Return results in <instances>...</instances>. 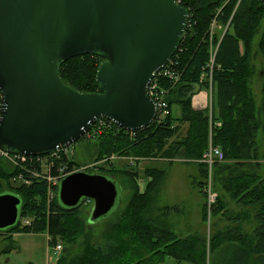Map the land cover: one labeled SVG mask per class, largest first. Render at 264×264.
<instances>
[{"label":"trees","instance_id":"trees-1","mask_svg":"<svg viewBox=\"0 0 264 264\" xmlns=\"http://www.w3.org/2000/svg\"><path fill=\"white\" fill-rule=\"evenodd\" d=\"M179 5L189 12L183 40L170 59L179 78L176 82L167 78L160 80V86L167 92L165 100L170 115L162 123L152 122L149 127L134 131L132 137L131 133L103 119L110 127L88 140L97 142L93 161L105 160L95 167L100 170L97 174L109 177L108 172L116 171L112 168L116 160H110L111 156L118 161L132 159L135 163L138 158H156V161L169 164L181 157L193 160L201 178L194 184L201 193L207 185L208 173L213 181L218 178L222 181L210 209L211 217L220 216L236 225L213 233L208 241L198 234L178 239L169 229H158L146 215L164 171L145 168L146 186L139 193L135 183L138 171L135 166L124 164L122 173L132 182L128 187L132 193L117 223L107 236L105 234L101 244L86 239L78 252L61 250L54 264H161L165 258L175 264H264V155H259L257 142L258 132L264 131V84L259 108L248 86L253 74L250 57L258 52L264 54V29L255 52L251 51L264 11V0H180ZM213 46L217 49L212 68L213 103L209 117L207 107L193 108L192 98L202 89L208 90L207 82L201 83L199 78L207 71ZM101 61L102 58L91 55L69 59L60 68V77L78 92H95V74ZM174 106L179 108L178 117L172 115ZM95 125L88 133L93 132ZM210 145L219 148L223 159L213 161L209 171L203 156ZM7 164L0 166V194L10 192L21 199L18 223L4 230L8 236L14 232L44 233L50 249L64 242L67 236L72 240L77 232L73 223L77 226L82 223L75 216L82 204L75 209L63 208L56 190L48 201L45 180ZM75 165L78 163L71 161L70 169ZM19 174L30 183L18 181L19 186L13 189L8 181ZM228 200L238 204L235 213L230 212ZM246 224L250 225L249 229L244 228ZM7 251L6 248L2 250Z\"/></svg>","mask_w":264,"mask_h":264},{"label":"water","instance_id":"water-1","mask_svg":"<svg viewBox=\"0 0 264 264\" xmlns=\"http://www.w3.org/2000/svg\"><path fill=\"white\" fill-rule=\"evenodd\" d=\"M189 12L174 0H0V149L44 156L83 139L98 120L134 132L153 122L146 96L183 40ZM102 58L97 91L81 93L60 77L69 59ZM56 195L65 209L91 201L90 221L118 201L108 176L73 172ZM21 199L0 194V230L19 221Z\"/></svg>","mask_w":264,"mask_h":264},{"label":"rangeland","instance_id":"rangeland-1","mask_svg":"<svg viewBox=\"0 0 264 264\" xmlns=\"http://www.w3.org/2000/svg\"><path fill=\"white\" fill-rule=\"evenodd\" d=\"M263 29L264 11L258 26V33L252 41V47L254 48L251 50L252 54L256 50L257 40L261 36ZM211 49L216 50V46H213ZM249 64L253 67V74L249 79L248 86L252 98L256 103V107L259 108L262 104L263 97L261 90L264 84V54L258 52L251 56ZM202 91L206 94L205 100H207V103L205 105L209 113H211L213 103L212 93L205 89H202L200 92ZM172 115L173 117L179 116V108L177 106L172 108ZM258 115L259 114H257V116ZM88 140L93 139L88 138L85 141L81 139L70 147L74 152L73 160L75 163H78L73 169L80 170L85 168L86 172L91 171L89 173H98L100 172L99 169L96 168L95 171L92 169L99 162V160L93 161L96 154L95 145L97 142H89ZM257 142L259 155H264L263 130L258 132ZM0 158V166H4L7 163L13 165V163H10L6 158H2L1 156ZM138 159L139 161L137 163L134 162V168L138 171L139 176H137L136 181H134L139 193H142L146 186V179H144L143 176L145 168L156 167L164 171L162 181L158 185V190L154 195V199L146 215L147 218L156 223L158 229L167 228L176 235L178 239H186L187 237L198 234L208 241L210 235L213 233L222 231L228 226L234 227L236 225L234 221H225L220 216L211 217L210 209L215 203V200L212 201L208 194H214L216 197V192L220 191L222 186L220 178L217 179L218 181H213L210 173H208L207 185L204 192L201 193L199 188L194 184V181L201 180V178L199 176L198 167L193 160L181 157L174 160L172 164H169L166 161H156V158ZM129 161L128 159L116 160V164L112 167L116 169V171L107 173L110 175L109 178L117 184L119 189L118 201L113 210L105 217L91 222L90 214L93 204L91 203L88 206L82 205L80 210L75 214L77 219L82 223L78 226L73 223V226L77 229L73 239L71 240L67 236L64 242L60 241V243H57L61 244L62 252H71L72 254L78 252L81 249L80 245L86 239L91 243L101 244L105 234L107 236V232L111 231L113 225L117 223L132 193L131 189L128 188L132 185V182L122 173L124 164L131 165ZM262 165V167H264V163H262ZM8 183H10V187L13 189L19 186L18 183H13L12 181H8ZM228 203L230 212L235 213L238 204L232 200H228ZM244 228L249 229L250 225L246 224ZM67 231H70V229ZM109 235H111V233L108 234V236ZM47 239L48 237H46L44 233L14 232L9 233L8 236L6 231L0 230V264H54L56 255L53 253L52 249L48 247ZM5 248L8 251L2 252ZM61 250L58 253H60ZM144 256L148 258L149 254L145 252ZM161 264H175V262L165 258Z\"/></svg>","mask_w":264,"mask_h":264},{"label":"built area","instance_id":"built-area-1","mask_svg":"<svg viewBox=\"0 0 264 264\" xmlns=\"http://www.w3.org/2000/svg\"><path fill=\"white\" fill-rule=\"evenodd\" d=\"M178 5L180 4V0H174ZM181 6V5H180ZM217 49V47H216ZM216 50H210V57L209 62L206 65L207 71H203L201 74L199 81L201 83L207 82L208 84V90L211 91L212 86V68L214 63V57H215ZM163 78H167L170 81L176 82L179 78L178 74L174 72L172 69V63L169 61V64L167 63L161 70H159L154 77L149 82L147 89H146V96L154 103L155 105V116L153 119V122L155 123H162L165 121V119L170 115V110L168 103L166 102V90L160 86V80ZM1 104H2V97L0 94V112H1ZM211 116V113H209V117ZM109 121V120H107ZM98 125H95L96 128L92 129V133H88L85 135V137L91 138L97 136L102 129L110 127V124H107L106 122H103V120H98ZM111 122V121H109ZM113 123V122H112ZM93 125V126H94ZM217 126H219V123H216ZM118 129L121 130L120 127L117 126ZM127 132V131H125ZM131 133V137L133 136L134 132H128ZM71 147V146H70ZM70 147L59 149L53 153H50L48 155L44 156H20V155H12L9 153L4 152L0 149V156L3 158H6L10 163H13L14 166L19 167L23 172L29 174L31 177L39 178L42 180H45L48 184V199H52V197L55 194V190L64 177L67 175L78 172V171H85L84 169H73L74 166H72V170L69 167V163L73 161V150L70 149ZM110 160H117V157L111 156L109 158ZM223 159L222 153L217 147L209 146L208 151L204 154L203 160L208 165L209 171L211 169V165L213 161H221ZM105 162V160H102L98 164H101ZM129 163L130 166H134V162L132 159H130ZM97 165V164H96ZM95 165V166H96ZM93 167L92 169L95 171L96 167ZM53 169V171L51 170ZM18 181L23 182L24 184H29L30 181L24 180L22 178V174H19L17 178H13L12 182L17 183ZM209 198L214 201L215 195L214 194H208ZM91 201L89 199H85L83 201V205H90ZM23 224H28L27 221H23ZM61 250V245L56 244L52 251L56 255Z\"/></svg>","mask_w":264,"mask_h":264},{"label":"crops","instance_id":"crops-1","mask_svg":"<svg viewBox=\"0 0 264 264\" xmlns=\"http://www.w3.org/2000/svg\"><path fill=\"white\" fill-rule=\"evenodd\" d=\"M205 96H206L205 92L202 91L198 95L193 97L192 106L194 109L199 110V109H204L206 107L205 104L207 103L206 102L207 100H205Z\"/></svg>","mask_w":264,"mask_h":264}]
</instances>
